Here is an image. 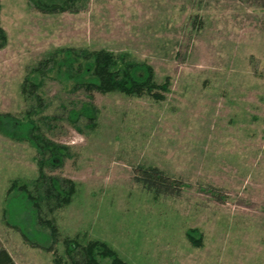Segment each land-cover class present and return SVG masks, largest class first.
<instances>
[{
	"label": "rangeland",
	"instance_id": "rangeland-1",
	"mask_svg": "<svg viewBox=\"0 0 264 264\" xmlns=\"http://www.w3.org/2000/svg\"><path fill=\"white\" fill-rule=\"evenodd\" d=\"M44 1L67 2L69 10L0 0L7 35L0 114L31 116L65 148L63 164H46L43 173L58 185L73 182L74 194L55 208L54 198L43 196L48 184L39 178L36 149L0 133V249L15 264H70L67 241L105 243L128 264H264V0ZM63 49L145 63L168 92L159 91V101L97 92L89 98L53 72L25 98L26 77ZM88 105L94 124L83 116L72 121L70 113ZM139 166L181 179V195L146 191L133 180ZM14 183L38 203L28 216L49 223L34 224L49 236L46 247L7 224Z\"/></svg>",
	"mask_w": 264,
	"mask_h": 264
},
{
	"label": "trees",
	"instance_id": "trees-1",
	"mask_svg": "<svg viewBox=\"0 0 264 264\" xmlns=\"http://www.w3.org/2000/svg\"><path fill=\"white\" fill-rule=\"evenodd\" d=\"M31 1L42 12L69 10L67 2L60 5L53 2L47 3L44 0ZM6 45L7 35L0 26V49L5 48ZM53 72L65 82L73 81L74 87L84 89L89 98H92V93L97 92L100 94L120 93L132 97L149 95L159 101L164 99L159 91L168 92L169 87L167 81L162 85L156 83L155 72L151 66L145 63L126 61L123 55L116 56L105 50L89 52L63 49L52 52L47 61L40 63L33 70L32 77H26L22 84V94L25 98L31 97L41 87V78H43L41 76ZM35 99L40 100L38 96H35ZM81 116L94 124L96 110L88 105L70 113L72 121H78ZM1 122L11 124L10 129L0 127L1 134L13 141L29 143L41 157L39 178L48 184L43 192L44 198L47 200L54 198L55 208L69 205L74 194V183L62 180L60 181L61 185H58V181L46 178L43 173V166L46 164L55 168L63 164L65 148L47 139L40 132L36 121L29 115L23 119H15L9 114H0ZM133 180L156 196L179 197L184 185L181 179L169 176L156 166L137 167ZM15 189L18 191L17 195L9 199L4 211L7 224L19 230L26 240L35 243L34 246L46 247L49 243V236L45 232L35 229V225L38 220L43 224L49 225V223L42 222L39 215L28 216L29 207L36 205L38 208V203L34 201L23 184L18 186L14 183L9 191ZM30 203L31 205H29ZM29 231L32 232V235L29 234ZM51 231L55 233L56 229L51 226ZM188 238L194 246H199L201 243L200 238L192 236L191 233H188ZM66 249L70 264H101V259L109 260L110 264H128L112 248L99 241H90L85 245H81L77 241H67ZM0 264H15L4 249H0Z\"/></svg>",
	"mask_w": 264,
	"mask_h": 264
}]
</instances>
